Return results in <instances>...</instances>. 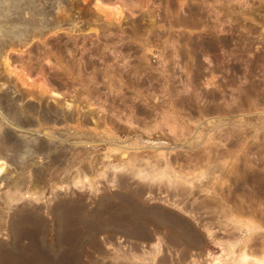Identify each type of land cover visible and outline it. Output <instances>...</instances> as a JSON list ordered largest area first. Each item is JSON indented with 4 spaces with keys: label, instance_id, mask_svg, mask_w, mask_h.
Here are the masks:
<instances>
[{
    "label": "rangeland",
    "instance_id": "1",
    "mask_svg": "<svg viewBox=\"0 0 264 264\" xmlns=\"http://www.w3.org/2000/svg\"><path fill=\"white\" fill-rule=\"evenodd\" d=\"M0 167L1 264H63L75 242L79 264L261 260L264 0H0ZM64 200L82 222L58 220ZM143 207L199 244L173 245ZM31 208L47 222L35 243L17 217ZM141 222L148 241L129 233Z\"/></svg>",
    "mask_w": 264,
    "mask_h": 264
},
{
    "label": "bare ground",
    "instance_id": "2",
    "mask_svg": "<svg viewBox=\"0 0 264 264\" xmlns=\"http://www.w3.org/2000/svg\"><path fill=\"white\" fill-rule=\"evenodd\" d=\"M100 8V10L101 11H104V9L103 8H101V7H99ZM192 13L194 14V15H196L197 14V11H195V10H193L192 11ZM49 25H52V24H49V23H47V26H49ZM8 67H10V65H8ZM15 72V71H14ZM6 139V138H5ZM7 142V141H6ZM8 142H9V139H8ZM11 142V141H10ZM16 142V141H15ZM5 143V142H4ZM12 143V142H11ZM11 143H9V144H11ZM8 144V143H7ZM8 144V145H9ZM14 144V143H13ZM6 147V146H5ZM10 147H11V145H10ZM47 153V152H46ZM251 168V167H250ZM2 170H3V168H1L0 167V173L2 172ZM216 170H219L218 169V167L217 166H214V167H212V168H210L209 170H208V175L210 174V173H215L216 172ZM238 172V169L236 170L235 169V172ZM254 174H250L249 175V173H246L245 171L243 172V173H241V177H242V183H246V181L248 180H251L253 183H254V185H255V187L256 188H258L255 192L257 193L258 192V190L260 189V187L259 186H261V179L259 178V174H258V172H253ZM41 177V176H40ZM41 180V179H40ZM43 181V180H42ZM264 182V181H263ZM81 201V200H80ZM80 201L79 200H74L73 202H69L68 200L67 201H62V202H60L59 204H58V206L57 207H55L56 208V212L58 213V215H57V218H58V220L59 221H62L63 223H65V220L67 219V217H69V216H73L75 219H77L78 220V223L79 222H82L83 221V219H84V217H83V207H82V205H81V203H80ZM107 203V202H106ZM123 204V203H122ZM123 205H125V204H123ZM118 206V205H117ZM116 206V207H117ZM130 206V205H129ZM127 206L125 205V207L124 206H119L115 211H114V213L113 214H111L112 216H113V218H114V221L116 222V228L115 229H117V228H119L118 230L120 231V229H123L124 230V225H127L126 223H127V218H126V215H125V212L127 211V208H126ZM136 207H138V206H136ZM115 208V207H114ZM32 209V208H31ZM108 209V208H107ZM29 210V209H28ZM130 210V209H129ZM131 210L137 215V216H139V217H141V218H144V219H146V220H148V222L150 221V222H152L154 225H155V227L158 229V232L160 231V229H161V227L163 228V225H169L168 226V228H166L167 230H168V234L166 235L167 236V239H168V241L170 242V243H172L173 245H178V246H180V245H185L186 246V248H185V250L187 251V250H189V249H191V247H195L197 244H199V241L201 240V238L199 237V235L197 234V233H195V232H193V231H190V229H191V227L188 225V224H185V222L184 223H182V222H180V221H172L171 222V220L169 219V216H167L166 214H165V212L163 211V210H160V209H153V208H135V209H132L131 208ZM130 210V211H131ZM40 211L41 210H39L38 208H33L32 210H29V211H27V210H25V211H23L22 213H21V215L20 216H17V217H19V223L20 224H23L24 226H26L27 225V223H29V226L28 227H30V225H31V227L32 228H28L27 229V227H26V229H25V227H24V231L23 232H25V234H27V235H29L33 240H34V243H35V240L37 239L38 240V238L39 237H41V235L43 234V233H46V231L44 232V229L45 228H47V227H45L46 226V219L45 218H43V216H41V214H40ZM109 211V210H108ZM98 213V212H97ZM134 213H133V215H134ZM19 214V213H18ZM17 214V215H18ZM3 215V214H2ZM99 215V214H98ZM106 215V214H105ZM135 215V216H136ZM104 216V215H103ZM106 217V216H105ZM72 218V217H71ZM140 218V219H141ZM110 219V218H109ZM108 219V220H109ZM139 219V218H138ZM18 220V219H17ZM101 220V219H100ZM106 221L107 223L109 222V223H111V222H113L112 220L113 219H111V220H109V221ZM145 220V221H146ZM68 221V220H67ZM71 221H72V219H71ZM71 221H69V222H71ZM76 221V220H75ZM74 221V222H75ZM86 221V220H85ZM111 221V222H110ZM139 221V220H138ZM144 221V222H145ZM14 222V221H13ZM133 222V221H132ZM137 222V221H136ZM140 222V221H139ZM147 222V221H146ZM67 223V222H66ZM66 223H65V225H66ZM78 223H75V225H79L78 227H77V229H76V231L78 230L79 231V227L81 226L80 224H78ZM103 223V222H102ZM108 223V224H109ZM129 223V222H128ZM151 223V224H152ZM26 224V225H25ZM72 224V223H71ZM83 224V223H82ZM104 224H106V223H104ZM131 224V223H130ZM143 223L141 222V223H133V225L131 226V231L129 230V233H130V235L131 236H133V237H135V238H138V240L139 239H143V240H146V241H148V240H150V236H149V234H148V232H147V230H146V228L142 225ZM149 224V223H148ZM152 224V225H153ZM59 225V224H58ZM62 225V224H61ZM70 225V224H69ZM64 226V225H63ZM71 226V225H70ZM101 226V225H100ZM19 227H20V225H19ZM66 227V226H65ZM72 227H73V225H72ZM83 227V226H82ZM104 227V226H103ZM114 227V226H113ZM127 227H128V225H127ZM166 227V226H165ZM22 228V227H21ZM61 228V227H60ZM64 227H62L61 228V232H63L62 231V229H63ZM67 228V227H66ZM81 228V227H80ZM17 229V228H16ZM69 229V228H68ZM74 229V228H73ZM103 229V228H102ZM18 230V229H17ZM19 230H20V228H19ZM23 230V229H22ZM46 230V229H45ZM69 230H71L72 231V229L70 228ZM128 230V229H127ZM75 231V230H74ZM83 231V230H82ZM66 233L68 232L67 230L65 231ZM122 232V231H121ZM17 233H19V234H21L20 232H17ZM60 233V232H59ZM64 233V232H63ZM69 233L70 234H72V232H70L69 231ZM74 233V232H73ZM117 233V232H116ZM125 233V232H124ZM24 234V235H25ZM75 234V233H74ZM73 234V235H74ZM126 234V233H125ZM23 235V236H24ZM44 235V234H43ZM64 235V234H63ZM72 235V236H73ZM80 235V234H79ZM20 236H22V235H20ZM62 236V235H61ZM67 236H68V234H67ZM75 236V235H74ZM73 236V237H74ZM65 237H66V235H65ZM77 237H78V235H77ZM80 237V236H79ZM78 237V238H79ZM17 238V237H16ZM30 238V239H31ZM62 238V237H61ZM78 238H76V239H78ZM134 238V239H135ZM62 239H64V236H63V238ZM80 239V238H79ZM78 239V240H79ZM41 240V239H40ZM66 241H67V239H66ZM66 241H63V244L66 242ZM69 241H71L70 239H69ZM75 241V240H74ZM73 241V242H74ZM96 241V240H95ZM94 241V242H95ZM78 242V241H77ZM80 242V241H79ZM59 243V242H58ZM76 243V242H75ZM72 244V242H71V244H69V246L71 245L72 246V248H71V250L73 251V253H72V258L71 259H66L67 261L65 262V263H63V264H79V257H80V255H78V253H77V250H75V249H77L78 248V245L76 246V244ZM81 243V242H80ZM32 244V243H31ZM61 244H62V242H61ZM60 244V245H61ZM68 244V243H67ZM96 244V243H95ZM59 245V246H60ZM80 245V244H79ZM34 246V245H33ZM63 246V245H62ZM70 246V247H71ZM77 248H76V247ZM93 246H96V248H97V245H94L93 244ZM92 246V247H93ZM254 246H255V249H254V251L255 252H261V248L257 245V243L256 242H254ZM3 247V246H2ZM64 247H66L65 246V244H64ZM64 247H63V249H64ZM100 247V246H99ZM99 247H98V249H99ZM102 247V246H101ZM1 248V247H0ZM67 248V247H66ZM221 248V247H220ZM219 248V249H220ZM95 249V248H94ZM64 250H66V249H64ZM101 251H102V249H100ZM223 250H225L224 248H223ZM67 251V250H66ZM95 251H97V250H95ZM5 252V251H4ZM4 252L2 251V249H0V264L4 261L5 262V260L3 259V255H4ZM62 252H63V250H62ZM99 253H100V251H98ZM185 252V251H184ZM7 254V253H6ZM44 254V253H43ZM70 254V253H69ZM8 255V254H7ZM63 255V254H62ZM222 255V254H221ZM9 256V255H8ZM42 256H44V255H42ZM41 255H40V253H38V252H36V254H35V257H34V260H35V262L37 261V263L38 262H41V261H43V257H42ZM184 256H186V254H184ZM81 257H82V254H81ZM5 258V257H4ZM7 258V257H6ZM62 258V257H61ZM217 259H219V256H218V258ZM216 259V260H217ZM31 260V259H30ZM62 260V259H61ZM45 261L47 262V260L45 259ZM44 261V262H45ZM167 258L166 257H164V258H162L159 262H160V264H166L167 263ZM240 261H241V264H264V257H262L261 258V260H255V259H251L250 257H249V255L246 253V252H243L242 254H241V257H240ZM30 262V261H29ZM28 263V262H27ZM43 263V262H42ZM81 263V262H80ZM32 264V263H31ZM41 264V263H40ZM59 264V263H58ZM60 264H62V263H60Z\"/></svg>",
    "mask_w": 264,
    "mask_h": 264
}]
</instances>
